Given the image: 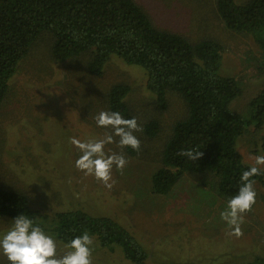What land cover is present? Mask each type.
I'll list each match as a JSON object with an SVG mask.
<instances>
[{"label":"trees","instance_id":"trees-1","mask_svg":"<svg viewBox=\"0 0 264 264\" xmlns=\"http://www.w3.org/2000/svg\"><path fill=\"white\" fill-rule=\"evenodd\" d=\"M202 10L218 14L226 28L225 37L201 34L192 39L160 28L136 0H0V106L8 98L10 80L20 71V62L44 32L52 38L51 61L80 58L89 75H104L116 57L129 67H139L150 105L130 102L133 89L129 82H108L99 100L94 101L85 91L78 97L77 109L86 110V125L98 137L97 133L111 132L96 124L101 111H118L126 119L135 117L143 129L135 133L141 141L140 151L121 150L119 137H114L113 151L139 160L143 172L152 170L151 190L156 195H170L182 182L197 176L210 184L205 188L194 182L201 190L199 195L219 196L228 202L238 192L243 171L251 166L239 151L240 137L249 141L258 135L251 129L264 127V90L249 103L248 117L231 107L243 88L235 76L223 71L225 40L239 39L244 45L251 40L260 51L257 71L264 76V0H217L214 9L205 6ZM172 98L182 102L184 112L177 110L178 116L169 122L164 137L161 119L173 105ZM259 140L264 155V135ZM258 145L249 149V154H257ZM189 149L200 150L202 158L194 162L179 155ZM253 179L256 191L264 188V175ZM21 214L51 232L63 246L87 231L101 246L120 248L134 264H147L148 250L113 217L68 209L50 218L32 207L29 195L0 185V217L13 223Z\"/></svg>","mask_w":264,"mask_h":264},{"label":"rangeland","instance_id":"rangeland-1","mask_svg":"<svg viewBox=\"0 0 264 264\" xmlns=\"http://www.w3.org/2000/svg\"><path fill=\"white\" fill-rule=\"evenodd\" d=\"M216 1L136 0L155 25L192 39L201 34L225 37L226 28L218 14L202 10L205 6L214 9ZM233 39L225 40L223 71L235 76L243 88L231 107L248 117L249 103L264 90V76L257 71L260 51L251 40L244 45ZM51 42L47 32L34 42L19 64L20 71L11 78L8 98L0 106V185L29 195L32 207L50 218L68 209L113 217L148 250L147 264H264V188L258 187L252 212L245 214L241 224L243 235L237 238L227 234L231 229L220 217L227 202L219 196L199 195L201 190L193 183L205 188L210 184L197 180V176L182 182L170 195H156L151 190L152 170L143 172L139 160L128 158L122 175L113 168L116 183L111 189L76 168L75 161L81 153L70 138L87 141L105 135L100 132L96 137V131L86 125V110L77 109L78 97L85 91L97 101L107 83L117 81L132 85L129 100L133 104L150 105V93L145 76L137 71L139 67H129L113 57L104 75L95 77L86 72L84 65L82 68L80 58L51 61ZM178 100L172 98L173 105L163 113L164 137L169 133V122L178 116L177 110L183 111ZM255 129L251 130L258 132L257 137L249 141L240 137L238 143L239 151L245 153L244 161L251 166V158L262 155L259 139L264 127ZM258 143V153L249 154ZM115 145H108L105 152H114ZM12 224L8 218L0 217V237ZM45 233L55 239L51 232ZM92 238V264H134L120 248L103 247L96 236ZM56 243L57 254L62 255L66 249L57 240ZM0 264H8L2 252Z\"/></svg>","mask_w":264,"mask_h":264},{"label":"clouds","instance_id":"clouds-1","mask_svg":"<svg viewBox=\"0 0 264 264\" xmlns=\"http://www.w3.org/2000/svg\"><path fill=\"white\" fill-rule=\"evenodd\" d=\"M98 127L111 129L102 139L81 141L70 138L81 155L75 161L76 168L85 176H93L104 187L111 189L116 181L112 170L115 167L120 174L128 164L123 152L116 153L105 146L117 143L114 137H119L117 146L123 150L131 148L139 152L141 141L135 135L142 132V127L135 117L126 119L118 111H101L96 117ZM179 155L188 160L196 161L202 158L203 153L197 149L182 150ZM254 163L240 176L238 192L227 202V207L220 213L221 219L231 229L227 234L239 238L243 235L241 224L246 213L252 211L256 203L257 192L254 185L256 176L264 175V155L251 158ZM93 238L85 231L64 245L66 251L57 254L56 240L36 225L29 216L21 214L14 220L12 227L0 237V252L7 258L9 264H92Z\"/></svg>","mask_w":264,"mask_h":264}]
</instances>
